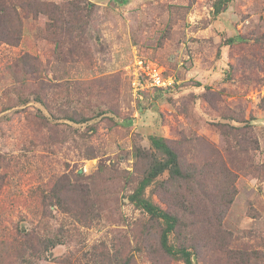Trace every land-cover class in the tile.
Instances as JSON below:
<instances>
[{
    "label": "rangeland",
    "instance_id": "obj_1",
    "mask_svg": "<svg viewBox=\"0 0 264 264\" xmlns=\"http://www.w3.org/2000/svg\"><path fill=\"white\" fill-rule=\"evenodd\" d=\"M222 1L0 0V264H184L127 198L151 135L179 161L146 189L173 244L264 264V0Z\"/></svg>",
    "mask_w": 264,
    "mask_h": 264
},
{
    "label": "trees",
    "instance_id": "obj_2",
    "mask_svg": "<svg viewBox=\"0 0 264 264\" xmlns=\"http://www.w3.org/2000/svg\"><path fill=\"white\" fill-rule=\"evenodd\" d=\"M229 0H225L228 2ZM31 6V4H29ZM32 7V6H31ZM21 12L17 11H7L10 18L19 19L24 11V6H20ZM221 9H225L222 0H217L214 5L213 14L216 15L220 12ZM222 11V10H221ZM3 17V9H0V18ZM89 18V16H88ZM54 20V19H53ZM81 18H76V22H81ZM86 23V20L81 22V25ZM88 23V19H87ZM11 24V19L8 22L7 26ZM162 89V88H155ZM149 142L153 149L160 154V158H152L150 164L144 171L141 178L138 180L134 190L128 194V200L136 207L145 212L150 218H154L155 221L160 223V232H159V247L160 249L170 257H175L181 259L184 264H194L192 261V252L182 244H173L170 240V233L180 226V220L178 217L165 210L160 208L152 200L146 196V189L149 187L157 177L164 172H167L170 176L179 177L181 176L179 161L176 152L172 147L167 143V141L161 136L151 135L149 136ZM128 261L124 260L119 264H127ZM118 264V263H116Z\"/></svg>",
    "mask_w": 264,
    "mask_h": 264
},
{
    "label": "built area",
    "instance_id": "obj_3",
    "mask_svg": "<svg viewBox=\"0 0 264 264\" xmlns=\"http://www.w3.org/2000/svg\"><path fill=\"white\" fill-rule=\"evenodd\" d=\"M138 67H140L143 72L140 73L142 75L149 86L154 88H168L173 83L174 80L170 76H164L163 70L158 66H149L147 63H144L143 60L137 59Z\"/></svg>",
    "mask_w": 264,
    "mask_h": 264
}]
</instances>
